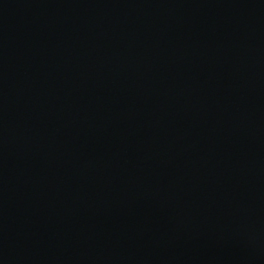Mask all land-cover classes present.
I'll use <instances>...</instances> for the list:
<instances>
[{
	"label": "water",
	"instance_id": "95a60500",
	"mask_svg": "<svg viewBox=\"0 0 264 264\" xmlns=\"http://www.w3.org/2000/svg\"><path fill=\"white\" fill-rule=\"evenodd\" d=\"M0 264H264V0H0Z\"/></svg>",
	"mask_w": 264,
	"mask_h": 264
}]
</instances>
